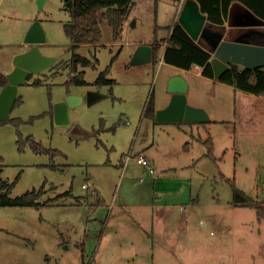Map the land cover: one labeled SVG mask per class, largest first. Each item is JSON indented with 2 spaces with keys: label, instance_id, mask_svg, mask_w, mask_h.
<instances>
[{
  "label": "rangeland",
  "instance_id": "rangeland-1",
  "mask_svg": "<svg viewBox=\"0 0 264 264\" xmlns=\"http://www.w3.org/2000/svg\"><path fill=\"white\" fill-rule=\"evenodd\" d=\"M134 1L120 41L100 19L101 43L75 50L90 62L78 68L87 85L67 84V72L32 75L0 122L9 197L43 188L40 202L56 198L55 206L0 207V264H264V219L232 206L229 183L264 202V99L193 68L181 74L161 64L162 51L154 62L131 64L137 47L164 36L177 0ZM31 20L43 31L44 57L72 59L61 0L41 9L35 0H0V74L12 71ZM104 72L112 82L93 86ZM178 74L189 82L187 105L207 114L205 128L144 115L148 104L155 112L167 106L165 80ZM89 91L104 98L88 105ZM69 95L82 101L68 111L70 125L57 126L53 107ZM208 135L215 161L205 156Z\"/></svg>",
  "mask_w": 264,
  "mask_h": 264
},
{
  "label": "trees",
  "instance_id": "trees-1",
  "mask_svg": "<svg viewBox=\"0 0 264 264\" xmlns=\"http://www.w3.org/2000/svg\"><path fill=\"white\" fill-rule=\"evenodd\" d=\"M201 14L206 16L207 22L216 27L222 28L228 16V11L232 3L237 2L249 10L254 16L264 21V0H194ZM62 10L65 11L70 21L64 25L63 30L66 37L70 40V52L73 57L65 63L54 64L48 70L52 76L67 72V84L74 86H84L87 83L83 79V72H78V68H86L90 62L85 58L75 54V50L80 46L98 45L102 40L100 29V19L106 21L111 29L112 39L115 42L121 40L123 24L127 21L130 11L135 5L134 0H61ZM169 37L164 41L163 63L182 70H190L193 67L200 68L201 75L205 78L213 79V71L209 64L211 54L204 45L192 40L185 30L176 22L169 28ZM250 44L264 46L263 37H251ZM151 62H154L157 54L162 50V43L157 39L150 45ZM106 79V73H102L93 83L95 87H101L111 83ZM217 82L232 86L234 89L255 96H264V69L247 70L237 65H229L228 69L217 79ZM6 84V78L0 74V89ZM35 86L39 82L34 83ZM21 101L16 99L15 104ZM149 106V107H148ZM144 115L148 114L154 120L155 110L148 104ZM1 122V121H0ZM3 122V121H2ZM191 124V123H188ZM208 123H201L205 127ZM30 143L35 151H41L40 146L33 142ZM205 156L215 161L213 156V144L208 135L205 142ZM22 145L20 146V149ZM231 204L239 208H252L256 211L258 219H264V202H257L249 198L243 191L236 188L231 181ZM13 184L0 178V207L12 208H41L55 206L56 198H48L44 202L40 199L46 190L40 188L38 191H30L25 194L10 198L9 195ZM70 193H63L62 197L69 196Z\"/></svg>",
  "mask_w": 264,
  "mask_h": 264
},
{
  "label": "water",
  "instance_id": "water-1",
  "mask_svg": "<svg viewBox=\"0 0 264 264\" xmlns=\"http://www.w3.org/2000/svg\"><path fill=\"white\" fill-rule=\"evenodd\" d=\"M45 0H35L41 9ZM178 24L188 36L204 45L211 54L209 64L213 71V78L218 79L229 67L237 65L243 69L255 70L264 67V46L250 44L247 37L235 41L224 39L225 29L210 25L206 16L201 14L194 0H185L177 18ZM45 42V37L38 22H33L27 30L23 46L24 51L13 59V69L5 75L6 84L0 89V121H5L12 111L17 90L32 75H38L49 69L55 59L44 57L38 46ZM152 59L151 47L140 45L132 55L131 64L141 65L150 63ZM188 85L181 76H173L167 81V94L170 100L167 106L154 114L156 123H208L207 114L186 103ZM104 98L96 91H89L86 102L92 105ZM82 101L75 96H67L53 107V120L57 126H69L68 111Z\"/></svg>",
  "mask_w": 264,
  "mask_h": 264
},
{
  "label": "crops",
  "instance_id": "crops-1",
  "mask_svg": "<svg viewBox=\"0 0 264 264\" xmlns=\"http://www.w3.org/2000/svg\"><path fill=\"white\" fill-rule=\"evenodd\" d=\"M184 1L185 0H177L176 1V9H175V12L173 15V20L171 22V25L166 28V32H165L163 37H161L160 39L156 38L160 43H162V50H161L162 54H161L160 62L163 65H167V64L163 63V61H162L163 50H164V46H165L164 41L169 37L170 31H168V29L172 28L173 25L177 22L178 15H179V12L182 8ZM30 2H34V0H30ZM10 4H15V2L10 3ZM10 6H11V8H13L12 5H10ZM32 21L33 20L28 22L27 27L25 28V30L23 32L24 34L27 32L28 27L30 26ZM132 26H134V24ZM222 27L225 29L224 39L229 40V41H235L239 38H244V37H247L250 40L251 37H263L264 36V21L257 18L256 16H254L249 10H247L245 7H243L241 4H239L237 2H234L231 4L229 11H228V16H227L226 20L224 21V24ZM156 28H159V27H156ZM161 29H163V28H161ZM152 43L153 42H149L146 45L150 46ZM139 44H141V43H139ZM23 49H21L20 51L22 52ZM167 66L174 68V69H177L178 71L181 72V74L189 71V70L178 69V68H175V67L170 66V65H167ZM193 69L198 70L197 75H199V77L201 79L203 78L205 80H214V78L209 79V78L203 77L201 75L202 70L200 68L193 67ZM181 74H178V75L180 76ZM171 77H172V75L167 76V78L165 80V85H167V81ZM181 77L184 78V76H182V75H181ZM184 80L187 82L188 87H189V82L185 78H184ZM215 81H217V80L215 79ZM225 86L232 88V90L239 92V94L245 93V92H241V91L234 89L232 86H228V85H225ZM245 94H247V93H245ZM248 95H251V94H248ZM242 96H245V95H242ZM251 96H255V95H251ZM256 97H262L264 99V96H256ZM242 98H246V97H242ZM195 125H201V124L196 123Z\"/></svg>",
  "mask_w": 264,
  "mask_h": 264
},
{
  "label": "built area",
  "instance_id": "built-area-1",
  "mask_svg": "<svg viewBox=\"0 0 264 264\" xmlns=\"http://www.w3.org/2000/svg\"><path fill=\"white\" fill-rule=\"evenodd\" d=\"M136 162H137L138 165H141L142 167H144L145 169H147V171L149 172V174H152L153 173V170L149 167L148 161L144 157L138 156L136 158ZM82 188L86 189V186L83 185Z\"/></svg>",
  "mask_w": 264,
  "mask_h": 264
}]
</instances>
